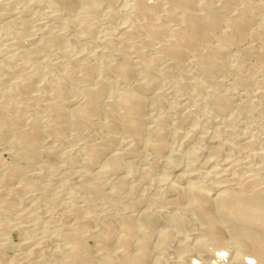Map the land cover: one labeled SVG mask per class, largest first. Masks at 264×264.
I'll return each instance as SVG.
<instances>
[{
	"label": "bare ground",
	"instance_id": "bare-ground-1",
	"mask_svg": "<svg viewBox=\"0 0 264 264\" xmlns=\"http://www.w3.org/2000/svg\"><path fill=\"white\" fill-rule=\"evenodd\" d=\"M32 1L39 6L48 2L49 16L53 20H62L59 18L63 13L71 15L76 12L77 19L74 17L75 20L70 19L63 26H67L68 30L75 24L78 25V29L83 32L81 42L92 45V48L95 45L98 49L90 53L93 50H90L89 45L86 48H90L89 52L83 49V53L71 54L77 45H72L74 41L69 40L64 48L67 30L60 28L63 26H58L62 31L54 29L57 24L55 21H52L54 26L51 24L41 28L39 37L35 33L32 36L34 31L30 35L26 29L27 23L31 21H24L28 17L24 18L22 15V22L19 12L12 11L14 8L10 10L11 3L15 1L0 0V7H3L7 17L4 29L8 28L13 35L12 40L17 45H22L21 49L10 53H7L8 45L0 48V142L5 134L3 136L8 138L5 140L13 154L9 155L14 156L2 172L5 179L0 176V188L4 185L0 189V196L3 195L0 198V223L4 222L6 228L9 218L16 213L15 210L20 212L17 216H25L20 205H16L17 198L21 195L19 191L29 193L36 188V192L39 185H44L43 182L41 184L44 173L41 170L44 171L45 167L49 169V162L57 167L60 158L61 162H71V165L74 159H78L77 155L71 154L75 149L73 152L71 149L66 151L68 149L64 145L68 144L67 141L74 140L67 139L68 137L67 144L63 143L66 150L60 155L62 147L58 142L59 139L62 142V138L59 137H66L71 133L72 136H83L84 141L80 145L85 151L84 161L80 165L83 168L78 170L79 173L83 172V179L80 177L79 182L77 181V189L88 192L86 198L90 202L102 199L112 208L105 205L107 208L102 214L97 216L93 211L94 213L84 216V207H78L79 210L82 209L80 213L84 217H80L79 221L76 219V222H69V218V223L65 224L64 220V224H57L54 232L59 237L53 239L61 242L51 245L52 248L48 246L50 264H264V149L256 152V140L253 139L261 133L253 137L245 136L249 130L240 136L236 122L239 120L235 118L241 114L243 116L246 108L245 104L239 107L233 105L237 102L234 101V94L239 87L247 94L255 96L253 92L256 91V95L264 96V0ZM5 16L2 13V17ZM100 24L105 25V32H100L102 35H97V38L96 28ZM72 32L74 34L75 31ZM139 36L143 37L142 45L138 40L140 45L132 44ZM78 41L75 43L78 44ZM100 51L104 61L108 62H93ZM68 56L70 58L65 59ZM176 75L181 79L178 78L184 89L193 87L203 93L207 90L208 96L204 100L212 106L210 111L207 110L208 114L203 116L204 119L190 123L192 126L189 125L191 127L183 141L179 140L180 145L176 144L180 136H176L175 142L170 138V133L173 134L174 131L179 134L178 129L169 131L168 118L171 114L167 112L170 116H165L153 113V110L157 111V107L164 105L167 97L162 98L164 85L162 90L159 89L161 76L176 78ZM226 81L229 82L224 87ZM13 95L19 96V107L11 102L15 97ZM246 96L244 97L247 99ZM250 100L251 97L249 102ZM30 102L33 112L27 115ZM176 109L178 110L177 107ZM259 109L263 111V108ZM163 110L161 113H164ZM199 110L197 111L200 112ZM256 110L255 108L254 111ZM42 112L45 115H41ZM261 115V123L257 126L264 133V111ZM201 122L204 127L219 122H223L224 126L223 123L221 126L218 124L210 134L197 136ZM56 137L58 145L49 140ZM235 143L239 145L238 151L247 156V160L235 156ZM6 151L8 150L5 149ZM127 156L143 157L140 161H145L141 175H146V178L143 179L154 176L161 166H165L161 178L156 176L166 186L170 196V209H165L168 210L163 215L166 223L161 228H158L160 225L154 228L151 224L152 215L160 212L157 208L154 212V205L160 203L162 206L159 193L153 197V201L150 199V205L144 204L148 202L145 201L143 204L146 206H142L145 195L138 192L142 188L138 186L145 180L138 178L140 174L137 171L140 167L137 171L134 168V163L139 160L133 162V159L131 162L127 160ZM5 161L6 159L0 162V171ZM61 162L59 166H62ZM78 164L76 165L79 166ZM63 178L65 176H62V180ZM69 179L67 177L64 180ZM47 183L45 185L50 187L49 182ZM66 183L68 182H61V186ZM9 184L15 186H12L11 191L7 190L10 188ZM149 185L154 184L151 182ZM161 188L158 189L160 195ZM59 190L63 193L64 189ZM135 191L139 194L136 195ZM83 192L80 195H84ZM74 194L75 192L71 194L72 199L78 197V194ZM53 200L55 197L48 200V203ZM55 201L53 205L56 204ZM68 201L70 199H64V203L67 204ZM76 202L78 201L74 204ZM72 209L64 211L65 216L77 211ZM14 221H11L12 224ZM97 222L100 228H94ZM32 226L30 227L33 229ZM33 230L30 229V234H34ZM88 234L96 239V246L93 245V248L87 243ZM2 237L0 238L5 239ZM4 239V242H0V258L3 257L2 250L7 244ZM24 244L30 250L27 248V253L20 255L18 263L17 255V259L12 258L15 259V264H43L36 259L41 252L37 255L36 252L41 247L45 248L43 246L46 240L44 243L43 240L38 242L30 239ZM172 250L177 253L174 254ZM3 258L5 262V256Z\"/></svg>",
	"mask_w": 264,
	"mask_h": 264
},
{
	"label": "rangeland",
	"instance_id": "rangeland-1",
	"mask_svg": "<svg viewBox=\"0 0 264 264\" xmlns=\"http://www.w3.org/2000/svg\"><path fill=\"white\" fill-rule=\"evenodd\" d=\"M2 1H5V0H2ZM10 1V0H9ZM11 1H15V2H13V3H11V8H10V10H12L13 8V10L12 11H14L15 12V10L17 11V12H19V16H20V20L22 21V20H24L23 18H22V15L24 16V18L25 17H28V18H25V22H26V19H27V21L29 22V21H31L30 23H27V31H28V33H30V35H31V32H33L32 33V36H34L33 34L35 33V35H37L36 37H39V33L41 32V30L43 29V28H45L46 26H49V25H53V23H52V21L54 22H56V23H54V24H56L55 25V28L54 29H59V30H57V31H66L67 30V26H63V25H67V23L69 22V20L70 19H74L75 20V18L74 17H76V19H77V13L76 12H73V13H71V15H72V17H71V15L69 16V15H67V14H65V13H63V16L61 17V18H59V19H62V20H58V19H55V20H53L50 16H49V11H50V9H49V3L48 2H44L45 4H43V3H41V4H43V5H41L40 4V6L38 5H36V3L35 2H33L32 0H11ZM48 4V5H47ZM13 5L15 6V7H13ZM34 5V6H33ZM47 5V6H46ZM2 8V9H1ZM18 9V10H17ZM29 9H31V10H29ZM20 10V11H19ZM46 11V12H45ZM45 12V13H44ZM2 13H3V16H5V11H4V9H3V7L1 6L0 7V20L2 19L3 21H0V30H3L4 29V21H6V19H7V17L5 18V17H2ZM75 13V14H74ZM27 14V15H26ZM48 14V15H47ZM47 16V17H46ZM42 17V18H41ZM49 17H50V19H49ZM69 17V18H68ZM30 18H31V20H30ZM63 18H64V20L65 21H63ZM66 18V19H65ZM33 19H35V20H33ZM42 19V20H41ZM45 19V20H44ZM97 20H99V18H96ZM95 19V20H96ZM47 20V21H46ZM57 20V21H56ZM41 21V22H40ZM49 21V22H48ZM68 21V22H67ZM23 22V21H22ZM3 23V24H2ZM50 23V24H49ZM61 23V25H59ZM30 25V26H29ZM102 25H104V24H102ZM102 25L100 24L99 26H97V31L98 32H96V36L98 35H102L104 32H105V25L102 27ZM54 26V25H53ZM60 26H63V27H59ZM77 29H76V28ZM78 25H74L71 29H68L67 31H66V37H65V39H67V40H65V43H67V41L68 42H70L69 40H73L74 41V44L72 43V45H74V46H76L77 45V47H75L74 48V46H73V48H74V50H72V53L71 54H75V55H78L79 53H83L82 51H83V49H85V51L86 50H88V51H86V52H89L90 50H93V51H91L90 53H92V52H94V51H96L98 48H97V46H95V45H93L94 47L92 48V45H90V44H88L87 45V43L86 44H84V42H81V41H83V39H81L82 38V36H83V32L80 30V28L78 29ZM30 30H29V29ZM35 28V29H34ZM42 28V29H41ZM64 28V29H63ZM65 28H66V30H65ZM103 28V29H102ZM8 28H5L2 32L0 31V48L2 49V48H4V47H6V45H8L7 47H8V50L9 51H7V53L9 52H16V51H18V49L20 48L21 49V47H22V45L21 44H18L17 45V43H15L13 40H14V38L13 37H11V36H13L10 32H9V29L7 30ZM77 30V32H76V30ZM103 30V31H101V30ZM39 30V31H38ZM5 31H6V33H5ZM38 31V32H37ZM72 31H75L74 32V34H73V32L71 33ZM79 31V32H78ZM68 32V33H67ZM82 32V33H81ZM100 32L102 33V34H100ZM5 33V34H4ZM77 33V34H76ZM9 34V35H8ZM68 34H71V35H68ZM7 35V36H6ZM68 35V36H67ZM73 35V36H72ZM77 35H79V36H77ZM5 38H4V37ZM75 36H76V38H75ZM81 36V37H80ZM98 36H97V38H98ZM71 37V38H70ZM74 37V38H73ZM2 38V39H1ZM8 38H10V39H7ZM12 38H13V40H12ZM70 38V39H69ZM75 39V40H74ZM77 39H79V41L77 40ZM140 39V40H139ZM139 39L138 38H136V39H134L133 40V42H132V44H134V43H137V40L140 42V44L142 45V43H143V41H141L142 39H143V37L142 36H139ZM81 44H76L75 42H77V41ZM6 42V43H5ZM13 43L11 46H10V44L11 43ZM63 44V46H64V48H66V46L68 45V43L67 44ZM69 44H71V43H69ZM137 44H139V43H137ZM139 44V45H140ZM80 45V46H79ZM86 45V46H85ZM89 45L91 46L89 49H86L87 47H89ZM82 46V47H81ZM72 48V49H73ZM94 48H96V49H94ZM11 49H13V50H11ZM100 49V48H99ZM76 50V51H75ZM74 51H75V53H74ZM81 51V52H80ZM84 51V53H86ZM99 51V50H98ZM77 52V53H76ZM102 54H101V51L99 52V54H98V57L96 56V59L95 60H97V61H93V62H96V63H101L100 61H102V62H108V61H104V57H102L101 56ZM65 58V57H64ZM67 58H70V56H68V57H66L65 59H67ZM100 59V60H99ZM17 67V66H16ZM232 77L234 76V75H231ZM231 77V78H232ZM161 78L162 79H164L165 77H163V76H161ZM160 78V80H159V89L160 90H162L161 89V87L163 86L164 88V90H162L161 92L162 93H164V94H162V98H163V96H164V98L163 99H165V97H166V99H165V101H164V105L163 106H165V108L162 106V107H157L156 109H157V111L155 112L154 110H153V113L155 114V115H161V114H164L165 116H166V114H167V116H170V114H171V116L168 118V123H169V131H172V129H173V131L174 130H176L177 131V129L179 130L177 133H179V134H176V132L174 131L173 132V134L172 133H170V138H172L171 140H173L174 142H175V140H177V137L178 136H180L179 137V139L176 141V142H178V143H176V144H178V145H180L179 143H181V142H179V140L180 141H183V139H184V137H185V135L188 133V131H189V128L192 126V124H193V122L194 121H197V120H202V119H204V117L203 116H206L208 113V111H210L211 110V108H212V106H209L210 104L209 103H207L206 104V102H205V98L208 96V91L207 90H204V93L203 92H201V91H197V90H195L193 87H190V88H186V89H184V87L183 86H181V79L179 78V77H177V75H176V78H175V76L174 77H170V78H165L164 80H162ZM172 78V79H171ZM174 78V79H173ZM180 80H179V79ZM172 81H174V82H172ZM160 82H162V83H160ZM179 82V83H178ZM229 82V81H228ZM227 81H226V84H224V87H226V85H227V83H228ZM164 83V84H163ZM178 83V84H177ZM167 84V85H166ZM178 87H177V86ZM165 86H166V90H165ZM177 90H176V89ZM187 89H189L190 91H185V90H187ZM238 89H239V91H238ZM159 90V91H160ZM193 90V91H192ZM172 91V92H171ZM176 91H177V93H176ZM182 91V92H181ZM184 91V92H183ZM243 91H244V93H243ZM191 92V93H190ZM197 92V93H196ZM241 94H240V93ZM172 93V94H171ZM174 93V94H173ZM181 93V94H180ZM188 95H187V94ZM190 93V94H189ZM201 95H200V94ZM253 93H255V96H254V94H252V93H248L247 94V92L244 90V89H242L241 87H239V88H237V90L235 91V98H234V101H237V102H234V104L233 105H237L236 107H239V106H243V104H245L244 105V107L246 108V112L244 113V117L242 116V114H241V116L240 115H238L236 118H235V120H239V121H236V122H238L237 124V128H238V133L240 134V136L242 135V134H244V133H247L249 130V132L248 133H250V134H245V136H250V137H253L255 134H259L260 135V133H261V135L260 136H258V135H256V136H254L253 137V139L254 140H256V146H254V149H255V151L256 152H260V151H262L263 149H264V142L262 143V141L264 140L263 138V136H264V133L263 132H260V129H259V124L261 123V119L260 118H262V115H261V112H263L264 111V102H263V100H264V96L262 97V96H258V95H256L257 94V92L256 91H254ZM166 94V95H165ZM180 94V95H179ZM186 94V95H185ZM192 94H194V95H192ZM203 94V95H202ZM240 94V95H239ZM246 94H247V96H246ZM251 94L253 95V97L251 96ZM173 95V96H172ZM179 95V96H178ZM184 95V96H183ZM205 95V96H204ZM13 96H15V95H13ZM169 96V97H168ZM239 98H238V97ZM242 96V97H241ZM244 96H246L247 97V99L244 97ZM248 96H250L251 97V100H250V102H249V99H250V97H248ZM17 97V98H16ZM18 97L19 96H15L12 100H11V102H13V103H15V107H19V103H17V101H19V99H18ZM175 97V98H174ZM180 97V98H179ZM187 97V98H186ZM259 98V99H261L260 101H259V99H258V101H259V103H258V101H257V98ZM261 97V98H260ZM189 98V99H188ZM201 98V99H200ZM238 98V99H237ZM244 98V99H243ZM168 99V100H167ZM192 99V100H191ZM167 100V101H166ZM172 100V101H171ZM175 100V101H174ZM181 100V101H180ZM239 100V101H238ZM243 102H242V101ZM245 100H247L246 102H244ZM253 100H254V102H253ZM256 100V101H255ZM179 101V102H178ZM241 101V102H240ZM32 102V101H31ZM29 103V109L32 107V103ZM184 102V103H183ZM249 102V103H248ZM260 102H262V103H260ZM171 103H174L173 105L171 104ZM181 103V104H180ZM247 103V104H246ZM256 103H258L257 105H256ZM16 104H18V105H16ZM197 104V105H196ZM204 106H203V105ZM259 104H261V105H259ZM175 105V106H174ZM250 107H249V106ZM188 108H190V109H188ZM207 106V107H206ZM260 106V107H259ZM263 106V107H262ZM176 107L178 108V110L176 109ZM193 107V108H192ZM203 109H202V108ZM235 107V108H236ZM258 107V108H257ZM161 108V109H160ZM163 108H164V110H163ZM171 108V109H170ZM191 108H192V110H191ZM247 108H248V113H247ZM255 108L257 109L256 111H258V114H260L259 116H258V114H257V112L256 111H254L255 110ZM259 108H263V111L261 110L260 111V109ZM29 109H27V115L29 114V113H31V112H33L32 111V108L29 110ZM168 109V110H167ZM199 109H201V110H199ZM160 110V111H159ZM162 110L164 111V113H161L162 112ZM190 110V112H188ZM193 110H195V111H193ZM197 110H199L200 112H198ZM208 110V111H207ZM29 111V112H28ZM178 111V112H177ZM181 111V112H180ZM192 111H193V113H192ZM197 111V112H196ZM249 111H251V112H249ZM159 114H158V113ZM170 113V114H168V113ZM195 112V113H194ZM203 112V113H202ZM255 112H256V115H255ZM43 113V114H42ZM41 113V115H45L44 113L45 112H42ZM205 113H206V115H205ZM249 113H250V115H249ZM175 114V115H174ZM186 114V115H185ZM188 114H190L189 116H187ZM192 114H194V116H192ZM195 114H198V115H195ZM204 114V115H203ZM263 114V113H262ZM184 115V116H183ZM251 115H253V116H251ZM175 116V117H174ZM177 116V117H176ZM179 116H180V119L183 117V120H181L180 121V119H179ZM196 116V117H195ZM240 116V117H239ZM259 117V118H256V117ZM173 117V118H172ZM185 117H187L186 118V120H188V121H186L184 118ZM193 117V119H191V118ZM197 117H199V119L197 118ZM242 117V118H241ZM249 117H250V119H249ZM254 117V118H253ZM176 120H175V119ZM239 118H241V119H239ZM174 121H173V120ZM179 119V120H178ZM191 119V120H190ZM194 119H196V120H194ZM253 119V120H252ZM260 121H259V120ZM185 120V121H184ZM243 120V121H242ZM171 121V122H170ZM176 121H177V123H176ZM184 123H183V122ZM242 121V122H241ZM245 121V122H244ZM175 122V123H174ZM248 124H247V123ZM260 122V123H259ZM174 123V124H173ZM183 123V124H182ZM189 123V124H188ZM190 123H192V124H190ZM223 123V122H222ZM222 123L220 124V122L218 123L220 126L222 125ZM239 123H241V124H239ZM255 123V124H254ZM172 124H173V126H172ZM186 124V125H185ZM202 124V125H201ZM218 124H213V125H211V126H209V127H204V125H203V122H201L199 125H201L200 127H199V130H198V133H197V136H199V134L200 135H203V134H205V133H207V134H210L211 132H213V131H215V129H216V127H218ZM246 124V125H245ZM253 124V125H252ZM176 125V126H175ZM178 125V126H177ZM189 125H191V126H189ZM256 125V126H255ZM258 125V126H257ZM222 126H224V123H223V125ZM180 127V128H179ZM241 127V128H240ZM247 127V128H246ZM201 128V129H200ZM246 128V129H245ZM255 128H256V130H255ZM180 129L182 130L183 129V131L181 132L180 131ZM244 130V131H243ZM253 130V131H252ZM206 131V132H205ZM243 132V133H242ZM256 132V133H255ZM181 133V134H180ZM263 133V134H262ZM176 134V135H175ZM3 135H5V134H3ZM2 135V137L4 138V139H1V142H0V162L1 161H3L4 159H6V163H5V165L3 166V169H1V171H0V176H1V178L2 179H5V175L2 173L4 170H6V167L7 166H9V164L11 163V161L13 160V158H14V156H11V155H13L11 152H10V150H9V146H7V145H9V143H8V141H7V143H6V140L8 139V138H6L5 136H3ZM71 135V133L69 134V136ZM172 135H174V136H172ZM61 136V137H59V138H62V142H61V139H59V142H58V137H56V138H54V139H49L50 141H52V142H54V144H57V142H58V144L62 147V150H59V151H61V153H60V155L62 154V152H64L66 149H68V150H66V151H69L70 149V151L71 152H73V150H74V153H71V154H73V155H77V157H78V159L76 158V160H78L77 162H76V160L74 159V161H75V163H74V161H72L73 163V165H71V162H69V163H67V164H65L66 162H64V161H62L61 162V159L62 158H60L59 159V161L57 162V167H59V168H57V167H55V165L54 166H52L53 164H50V162L48 163V165L50 166H47V167H49V169L48 168H44V171L43 170H41L42 172H44V173H42V180H41V184H42V182L44 183V185L42 184V186H40L39 185V187H38V189H37V191L35 192V190H36V188L35 189H33L31 192L29 191V193L28 192H24V191H19V194H21V195H19L20 196V198L18 197L17 198V203L18 204H16L17 206H19V208L20 209H22V212H24L25 213V216L24 215H21V216H17L20 212H17V210H15V214L13 213V215L12 216H14V217H10L9 219V223H7V227L5 228L4 226H6L5 225V223L4 222H2L1 221V223H0V229L2 228V226H3V229H1V231H0V237H2V235H3V237H5V239L7 240V242H6V240H5V242L7 243L6 245H5V249H3L2 250V253L4 252V255H2L3 257L5 256V258H6V261L4 262V258L3 257H1L0 258V260H2L1 262H2V264H7L8 262H9V264H11L12 262H13V264H15V259H17L18 257H19V259H17L16 260V263H18L19 262V260H20V255L22 256V255H25L26 253H27V248H26V244H24V243H26V241L28 240V241H30V239L32 240H35V241H38V242H40L41 240H43L44 241V243H45V240H46V244H44V246H43V248L45 247V248H47V249H42V247H41V249H40V251L39 252H36V255H37V253H40V254H38L37 256L36 255H34V257L38 260V261H40V262H43V264H50L49 262H50V252H48V251H50V250H48L49 249V247L52 245V246H54V245H56L58 242L60 243L61 241L59 240V241H57V242H55L56 240H54V239H56V237L58 236V235H56V233L54 232V230L56 229V227H57V224H61L62 222H63V224H64V220H65V224L68 222V219L70 220L69 222H71V220H72V222H76L78 219L80 220L82 217H84L85 215H87V214H91V213H94L95 212V214L98 216L99 215V213L100 214H102V212H103V210L105 209V208H107L106 206H108V208L110 207L109 205H108V203H105L106 201L105 200H102V199H98L99 200V202L101 203L102 201L104 202H102L101 204L98 202V200H97V202L96 201H89L88 200V198H86L88 195H87V193L88 192H83L84 190L83 189H80V191L78 190L79 188L77 187L78 185V182H79V180L81 179L80 177H82V179H83V172H81V171H83V170H81L80 172L81 173H79V171L78 170H80L81 169V167H80V165L83 163V161H84V158H83V156H84V154H85V151H84V149L80 146L81 145V143L82 142H84L83 141V136H80V135H74V136ZM177 136V137H176ZM1 137V138H2ZM68 137V138H67ZM174 137H175V139H174ZM53 138V137H52ZM74 139L73 140V142H69V141H67L68 142V144H67V142H66V140L67 139ZM258 138H259V140H258ZM6 139V140H5ZM262 141H261V140ZM57 140V141H56ZM64 141V142H63ZM3 143H4V145L6 146V148H5V146L3 145ZM62 143V144H61ZM63 143H66L67 145H64ZM71 143V144H70ZM238 144H240L239 142H237ZM237 143H235V148H236V150H235V148H234V152L237 154V155H235L237 158H240V159H244V160H247V156L244 154V153H242V152H240V151H238L239 150V145L237 144ZM259 143V144H258ZM57 144V145H58ZM263 144V145H262ZM66 147V149L64 148V146ZM68 145H69V148H68ZM258 146H260L259 147V150H258ZM238 148V149H237ZM257 148V149H256ZM262 148V149H261ZM5 149L6 150H8V151H6L5 152ZM65 149V150H64ZM237 152H240L239 154L237 153ZM3 154V155H2ZM5 154V155H4ZM9 154H11V155H9ZM244 154V155H243ZM3 157H2V156ZM59 155V156H60ZM5 156H8V157H5ZM11 156V157H10ZM239 156H241V157H239ZM130 158V159H129ZM9 161H8V160ZM132 159V160H131ZM133 159H134V161H133ZM136 159H138L139 160V162H135V160ZM141 159H143V157L142 156H140V157H137V158H133V157H128L127 156V160H129V161H133V162H135L134 163V165H135V167L134 168H136L135 169V171H137L138 170V168L140 169V170H138L137 172H138V174H140L139 175V177L138 178H142L141 179V181L142 180H145V181H148V182H143L142 181V183H140V185L138 186V188H140V187H142V188H140V190L142 191H140V190H138V192H140V194H144L143 196V199L144 200H142V206L144 205V204H146V205H150V202L151 201H153V197H155V196H157L158 195V193H159V195H158V197H160L161 199H160V202L162 201V206L160 205V203H159V205H160V207H158L159 205H158V203H156L155 205H154V208L153 209H155L154 210V212H156L158 209V211H160V212H157V214L156 215H152V225L154 226V228L156 227H158L159 225H160V227H158V228H161V227H163L164 225H165V223H166V219H165V217L163 216V215H165V214H167L168 213V210L170 209L169 208V199H170V196H169V193L167 192V189H166V186L164 185H162L161 183V181H159L158 179H157V177H159V178H161V176L163 175V174H161V173H163L164 172V169H165V166H161L160 168L161 169H159L158 171H157V173H155L154 174V176H151V177H147L148 179H143V177L144 178H146V175L145 176H143L142 177V175H143V170H144V167H143V165L145 166V161L144 162H140L141 161ZM137 161V160H136ZM143 161V160H142ZM10 162V163H9ZM59 162H61V164H62V166L60 165L59 166ZM64 162V163H63ZM255 162H257V160H255ZM8 163V164H7ZM79 163V164H78ZM64 164V165H63ZM76 164H78L79 166H77ZM137 164V165H136ZM7 165V166H6ZM68 167V165H69V168H67L66 166ZM162 165H164L163 163H162ZM74 166V167H73ZM5 167V168H4ZM53 167V168H52ZM60 167H62V168H60ZM66 167V168H65ZM71 167H73V168H71ZM80 167V168H79ZM56 168V169H55ZM65 168V169H64ZM71 168V169H70ZM83 168V167H82ZM53 169V170H52ZM57 169H59V170H57ZM48 170H49V172H48ZM65 170V171H64ZM161 170H163V171H161ZM41 171H40V173H41ZM140 172V173H139ZM159 172V173H158ZM47 173V174H46ZM45 174H46V176H45ZM79 174H81V176H79ZM142 174V175H141ZM54 176V177H53ZM62 176H65V178H63V180H62ZM113 177H114V175H112ZM112 176L110 177L111 179H112ZM157 176V177H156ZM58 177V178H57ZM67 177H68V179L69 180H64V179H67ZM77 177H78V180H77ZM46 178V179H45ZM53 178V179H52ZM48 179H49V181H48ZM152 179H153V181H152ZM52 181V183H50L51 181ZM156 180H157V182H156ZM49 182V184H50V187H49V185H45L47 182ZM63 181H66V182H68V183H66V185L64 186V185H62V186H64V187H62L61 186V182L63 183ZM78 181V182H77ZM150 181V182H149ZM152 182V184H154V185H149L150 183ZM154 182V183H153ZM161 182V183H160ZM130 184H131V182H129ZM157 183V184H156ZM159 183H160V185L161 186H163V188L165 187V189H163V188H161V186H160V188L162 189V190H164L163 192H162V190H161V195H160V192L158 191V189L160 190V188H158L159 187ZM11 184H14V182L13 183H11ZM11 184H9V186H10V188L8 187V189L7 190H9V191H11L12 189H13V187H15V186H13V185H11ZM48 184V183H47ZM52 184V185H51ZM67 184H68V186H67ZM74 184H76V185H74ZM130 184H128V186H130ZM15 185H17V184H15ZM150 187H149V186ZM2 186V185H1ZM8 186V185H7ZM13 186V187H12ZM46 186V187H45ZM53 188H52V187ZM76 186V188H74ZM128 186H127V188H128ZM148 186V187H147ZM3 187H4V185H3ZM2 187V188H3ZM12 187V188H11ZM152 187V188H151ZM2 188H0V189H2ZM45 188H47L48 189V191H47V189H45ZM49 188H51V191H50V189ZM64 189L63 190V193H62V190H59V189ZM74 188V189H73ZM78 188V189H77ZM147 188V189H146ZM74 190V191H73ZM77 190V191H76ZM150 190V191H149ZM155 190H157V192L155 191ZM137 191V190H136ZM135 191V194L136 195H138L139 193H137ZM48 192V193H47ZM59 192L62 194H59ZM75 192V194H74V196H76V194H78L77 196L79 197V199L82 201L81 203H80V200L79 199H77L78 197H73V199H75V201H78V202H76V204H74L75 203V201H72L73 199L71 198L73 195H71V194H73ZM77 192V193H76ZM84 193V195L82 196V195H80V193ZM165 192V193H164ZM37 193V194H36ZM156 195H155V194ZM164 193V194H163ZM166 193H167V195H166ZM31 194V195H30ZM36 194V195H35ZM55 194H57V195H55ZM134 194V195H135ZM153 194V195H152ZM35 195V196H34ZM60 195V196H59ZM69 195H71V196H69ZM86 195V196H85ZM163 195H166V196H163ZM41 196V197H40ZM56 196H57V198H56ZM80 196L82 197V198H80ZM146 196H148V197H146ZM163 196V197H162ZM3 197V195H1L0 196V198H2ZM55 197V200L56 199H58L59 201H55V200H53V201H55L56 202V204L55 205H53L54 204V202L53 201H51L50 203H48V200H50L51 198H54ZM68 197V198H67ZM30 198V199H29ZM166 198H167V200H166ZM23 199V200H22ZM64 199H70V202L68 203L67 202V204L66 203H64ZM150 199H151V201H150ZM165 199V200H164ZM1 200V199H0ZM31 200V201H30ZM102 200V201H101ZM2 201V200H1ZM1 201H0V203H1ZM28 201V202H27ZM86 201V202H85ZM145 201H148V202H145ZM169 201V202H168ZM23 202V203H22ZM53 202V203H52ZM66 202V201H65ZM87 202H88V204H87ZM145 202V203H144ZM165 202V203H164ZM166 202H168V203H166ZM71 203V204H70ZM95 203V204H94ZM96 203H97V205L98 206H100L99 208H98V206H96ZM100 205H99V204ZM144 203V204H143ZM152 203V202H151ZM22 204V205H21ZM25 204V205H24ZM27 204V205H26ZM52 204V205H51ZM70 204V205H69ZM78 204V205H77ZM163 204H168V206L166 205H163ZM74 205V206H73ZM76 205V206H75ZM80 205V206H79ZM82 205V206H81ZM85 205H87V206H85ZM93 206V207H95V208H91V206ZM106 205V206H105ZM146 205H144V206H146ZM158 205V206H157ZM23 206V207H22ZM90 206V207H89ZM105 206V207H104ZM165 206V207H164ZM28 209H27V208ZM78 207H81V208H83L84 209V211L82 210V209H80L79 210V208ZM26 208V210H24ZM72 208H74V209H72ZM87 208V209H86ZM110 208H112V207H110ZM156 208H157V210H156ZM168 208V210H165V209H167ZM31 209V210H30ZM70 209H72L73 211L76 209L77 211L74 213V212H72V214H69L68 216H65V212H67L68 210H70ZM86 209V210H85ZM91 209V210H90ZM97 209L100 211H98L97 212ZM24 210V211H23ZM78 210H79V214H78ZM81 210H82V213H83V215H82V213H80L81 212ZM88 210H89V212H88ZM165 210V211H164ZM26 211H27V213H26ZM65 211V212H64ZM87 211V212H86ZM94 211V212H93ZM30 212V213H29ZM58 212H60V214L58 213ZM69 212V211H68ZM86 212V213H85ZM97 212V213H96ZM163 212V213H162ZM24 213H22V214H24ZM29 214V215H28ZM73 214H77V215H79V216H77V215H73ZM155 214V213H154ZM59 215V216H58ZM71 215H73V216H71ZM24 216V217H23ZM77 216V217H76ZM158 216V217H157ZM191 216V215H190ZM81 217V218H80ZM192 217L194 218V216L192 215ZM12 218H14V219H16L18 222H15ZM19 218V219H18ZM25 218H26V220H25ZM74 218V219H73ZM192 218V219H193ZM77 219V220H76ZM195 219V218H194ZM193 219V220H194ZM78 220V221H79ZM11 221H14L13 222V224H12V222ZM25 221V222H24ZM27 221V222H26ZM7 222H8V219H7ZM10 222H11V224H10ZM21 222V223H20ZM36 222V223H35ZM68 222V223H69ZM4 223V224H3ZM19 225H18V224ZM156 223V224H155ZM16 224V225H15ZM25 224V225H24ZM31 224V225H30ZM35 224V225H34ZM10 225H12V227H10ZM21 225V226H20ZM32 225H34V227L32 226ZM156 225V226H155ZM17 226V227H16ZM24 226H25V228H24ZM28 226V228H26ZM30 226H32L33 227V229H35V230H33ZM36 226V227H35ZM99 227V225H98V222L95 224V226H94V228H98ZM24 228V229H23ZM31 230H33L32 232H34V234L33 233H31L30 234V229ZM100 228V227H99ZM6 231H5V230ZM20 229H23V230H20ZM10 232H8V231ZM29 231V233H28V231ZM195 230H192V232H194ZM8 232V233H7ZM5 233V234H4ZM27 233V234H26ZM194 233H196V232H194ZM2 234V235H1ZM7 234V235H6ZM9 234V235H8ZM33 234V235H32ZM26 235V236H25ZM30 235V236H29ZM31 235H32V238H30L31 237ZM53 235V236H52ZM8 236V237H7ZM46 236H47V238H46ZM91 238H90V237ZM7 237V238H6ZM50 237H52V238H50ZM59 237V236H58ZM8 238H9V240H8ZM28 238V239H27ZM30 238V239H29ZM49 238H50V241H49ZM54 238V239H53ZM3 239H1L0 238V242H2L3 241ZM26 239V240H25ZM54 241H53V240ZM89 239V240H88ZM2 240V241H1ZM4 242V241H3ZM55 242V243H54ZM51 243V244H50ZM87 243H88V245L89 246H93V247H95L96 246V239H95V237L92 235H90V234H88V238H87ZM7 246V247H6ZM49 246V247H48ZM90 247V248H91ZM92 247V248H93ZM50 248H52V247H50ZM24 250V251H23ZM30 250V248H28V251ZM19 251V252H18ZM172 252L175 254V252L177 253V251H175L174 252V250H172ZM172 252L170 251L169 253L171 254H169L170 256H172L173 254H172ZM23 253V254H22ZM42 254V255H41ZM45 254H47L46 255V257L45 256H43V255H45ZM18 257H17V256ZM43 256V257H42ZM17 257V258H16ZM42 257V258H41ZM49 257V258H48ZM3 258V259H2ZM12 258H15V259H12ZM43 258H44V261H42L43 260ZM42 259V260H41ZM50 259V260H49ZM7 262V263H6ZM11 262V263H10ZM39 262V263H40ZM40 264H42V263H40Z\"/></svg>",
	"mask_w": 264,
	"mask_h": 264
}]
</instances>
